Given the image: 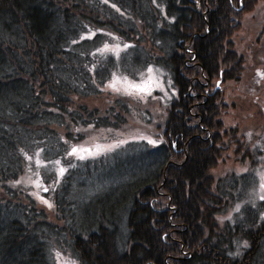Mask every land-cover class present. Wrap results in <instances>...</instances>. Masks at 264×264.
<instances>
[{
  "label": "trees",
  "instance_id": "16d2710c",
  "mask_svg": "<svg viewBox=\"0 0 264 264\" xmlns=\"http://www.w3.org/2000/svg\"><path fill=\"white\" fill-rule=\"evenodd\" d=\"M259 1L0 0V264H264L251 174L211 172L230 132L223 86L245 70L234 29ZM149 67L174 91L160 122L146 120L155 143L76 158L79 130L113 131L132 107L149 112L118 97L100 115L74 97ZM36 155L62 165L59 179L41 170L56 222L10 187Z\"/></svg>",
  "mask_w": 264,
  "mask_h": 264
},
{
  "label": "rangeland",
  "instance_id": "374dc122",
  "mask_svg": "<svg viewBox=\"0 0 264 264\" xmlns=\"http://www.w3.org/2000/svg\"><path fill=\"white\" fill-rule=\"evenodd\" d=\"M243 8L244 5L240 3L236 11ZM238 19L241 23L234 29L233 42L237 52L244 56L245 70L240 81H229L223 86L227 110L221 120L225 130L230 132L228 138L224 139L223 160H220L218 166L211 172L226 176L231 173L251 174L249 175L253 179L249 190L251 201L253 199L264 201V73H256L264 72V0H260L252 9L242 11ZM108 82L105 93L96 98L74 97L73 106L87 105L89 109H96L102 115L111 107L114 98L124 97L131 103L135 102L139 110L147 109L151 114L139 112L132 107L126 122L119 129L97 131L89 127L79 130L84 139L72 149V154L76 158L99 157L133 139L145 138L150 144L155 143L152 136L157 125L152 122L148 124L146 120L150 118L156 121L157 117L160 119L161 101L171 99L173 94L170 92H174L168 90L163 71L149 67L135 80L117 73L112 75ZM159 122L157 120V123ZM232 130L235 131V135L232 134ZM241 140L248 145V151L253 153V157L245 155L240 146ZM61 167L60 161L47 164L40 159V155H36L25 167L23 174L10 186L12 189L27 192L52 222H56V215L41 170L53 168L56 179H59L63 172ZM236 190L234 189L233 193H236ZM3 195L4 189L0 187V199ZM242 202L236 204V210L240 209ZM59 264L70 263L60 257Z\"/></svg>",
  "mask_w": 264,
  "mask_h": 264
}]
</instances>
